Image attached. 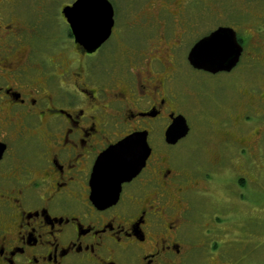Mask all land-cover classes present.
<instances>
[{"label": "flooded vegetation", "instance_id": "af4514ba", "mask_svg": "<svg viewBox=\"0 0 264 264\" xmlns=\"http://www.w3.org/2000/svg\"><path fill=\"white\" fill-rule=\"evenodd\" d=\"M76 1L0 0V264H188L189 195L202 179L179 162L190 131L175 144L166 139L183 116L175 49L191 30L211 25L188 62L197 42L230 28L243 53L222 73L245 58L264 65V0H107L111 35L91 53L63 13ZM234 6L242 14L231 21ZM56 15L66 34L55 32ZM126 33L136 35L134 46ZM115 35L106 65L94 66ZM137 133L148 134L151 154L117 202L101 208L113 193L95 202L93 186L117 182L95 172L96 163Z\"/></svg>", "mask_w": 264, "mask_h": 264}, {"label": "rangeland", "instance_id": "374dc122", "mask_svg": "<svg viewBox=\"0 0 264 264\" xmlns=\"http://www.w3.org/2000/svg\"><path fill=\"white\" fill-rule=\"evenodd\" d=\"M241 14L236 6L230 8L231 21ZM60 21L54 23L59 27L55 32L66 34L68 30ZM211 28L200 25L180 44L178 32L170 44H178L175 58L181 72L175 78L185 91L179 110L190 128L179 148V162L194 176L209 182L199 180L195 188L200 191L189 195L192 253L188 264H264V65L250 66L245 58L229 74L193 70L186 54L197 37ZM117 37L113 36L102 52L104 57H97L94 66L106 65L104 58L117 47ZM135 38V34L126 33L130 45H135ZM252 103L257 108L249 106L245 110ZM236 107L238 112L233 115ZM242 115L241 123L233 125L232 116H239L238 120ZM220 155L217 166L209 163Z\"/></svg>", "mask_w": 264, "mask_h": 264}, {"label": "water", "instance_id": "95a60500", "mask_svg": "<svg viewBox=\"0 0 264 264\" xmlns=\"http://www.w3.org/2000/svg\"><path fill=\"white\" fill-rule=\"evenodd\" d=\"M63 13L76 42L89 53L94 52L111 35L114 24L113 9L107 0H77L72 7L65 8ZM206 41L210 43L205 44ZM196 50L199 52L194 56ZM242 53L243 47L238 42L236 32L230 28H219L193 46L188 55V62L195 70L216 75L230 72L236 67ZM189 131L186 119L179 116L167 129V142L175 144L185 138ZM147 136V133L131 135L109 148L98 159L95 172H102L110 178L113 176L117 182L113 188L93 186L94 200L98 194L113 193L110 203L101 208L115 204L121 185L133 178L145 166L151 154Z\"/></svg>", "mask_w": 264, "mask_h": 264}, {"label": "snow or ice", "instance_id": "6c2138e0", "mask_svg": "<svg viewBox=\"0 0 264 264\" xmlns=\"http://www.w3.org/2000/svg\"><path fill=\"white\" fill-rule=\"evenodd\" d=\"M207 43H210V42H209V41H206L205 44H207ZM198 52H199V50L194 51L193 55H194V56L197 55Z\"/></svg>", "mask_w": 264, "mask_h": 264}]
</instances>
